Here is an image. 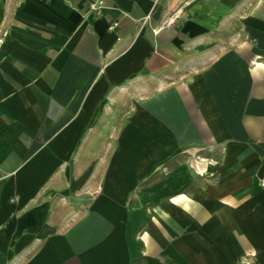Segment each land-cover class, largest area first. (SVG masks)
<instances>
[{"label":"crops","instance_id":"1","mask_svg":"<svg viewBox=\"0 0 264 264\" xmlns=\"http://www.w3.org/2000/svg\"><path fill=\"white\" fill-rule=\"evenodd\" d=\"M4 31L0 264H264V0H0Z\"/></svg>","mask_w":264,"mask_h":264},{"label":"built area","instance_id":"2","mask_svg":"<svg viewBox=\"0 0 264 264\" xmlns=\"http://www.w3.org/2000/svg\"><path fill=\"white\" fill-rule=\"evenodd\" d=\"M97 6V4L94 6V7H96ZM7 35V31H4V32H2L1 34H0V49H1V45H2V43H3V41H4V37ZM262 185L264 186V180H262Z\"/></svg>","mask_w":264,"mask_h":264}]
</instances>
